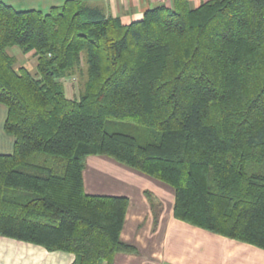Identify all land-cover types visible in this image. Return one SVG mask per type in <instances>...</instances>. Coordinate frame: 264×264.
I'll use <instances>...</instances> for the list:
<instances>
[{"label":"trees","instance_id":"trees-1","mask_svg":"<svg viewBox=\"0 0 264 264\" xmlns=\"http://www.w3.org/2000/svg\"><path fill=\"white\" fill-rule=\"evenodd\" d=\"M11 45L33 50L36 73ZM0 103L14 138L0 236L71 264L136 252L120 239L128 198L83 187L87 156L106 155L170 185L174 217L264 249V0H173L128 24L78 0L0 3Z\"/></svg>","mask_w":264,"mask_h":264},{"label":"crops","instance_id":"crops-1","mask_svg":"<svg viewBox=\"0 0 264 264\" xmlns=\"http://www.w3.org/2000/svg\"><path fill=\"white\" fill-rule=\"evenodd\" d=\"M66 0H0L16 10L35 9L47 13ZM97 6L106 15L118 16L128 24L146 9L173 0H78ZM191 7L205 0H187ZM15 66L36 73L33 50L22 52L6 47ZM18 59H17V57ZM6 107L0 103V153H10L14 138L3 128ZM83 187L90 194L124 195L128 204L120 239L136 252H116L110 264H264V249L215 234L174 217V189L156 178L126 166L106 155H89L82 171ZM153 197L150 201L145 191ZM156 203L154 210L152 204ZM74 254L47 250L41 245L0 236V264H71Z\"/></svg>","mask_w":264,"mask_h":264},{"label":"rangeland","instance_id":"rangeland-1","mask_svg":"<svg viewBox=\"0 0 264 264\" xmlns=\"http://www.w3.org/2000/svg\"><path fill=\"white\" fill-rule=\"evenodd\" d=\"M17 59H18V57H17ZM81 79L82 78H80L77 74L70 75V76H66V77L62 78L61 81L64 83V88H65V94H66V96H68L70 98L77 97L78 96L79 91H80V82H81ZM156 180H159V179H156ZM153 207L155 209L157 207V204L154 203V206Z\"/></svg>","mask_w":264,"mask_h":264}]
</instances>
